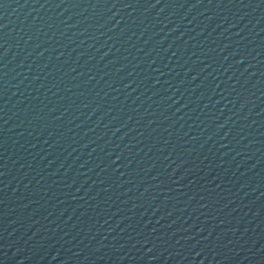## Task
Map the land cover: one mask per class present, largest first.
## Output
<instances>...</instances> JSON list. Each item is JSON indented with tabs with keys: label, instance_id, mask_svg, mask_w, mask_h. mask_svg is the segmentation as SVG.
I'll list each match as a JSON object with an SVG mask.
<instances>
[{
	"label": "water",
	"instance_id": "obj_1",
	"mask_svg": "<svg viewBox=\"0 0 264 264\" xmlns=\"http://www.w3.org/2000/svg\"><path fill=\"white\" fill-rule=\"evenodd\" d=\"M0 264H264V0H0Z\"/></svg>",
	"mask_w": 264,
	"mask_h": 264
}]
</instances>
